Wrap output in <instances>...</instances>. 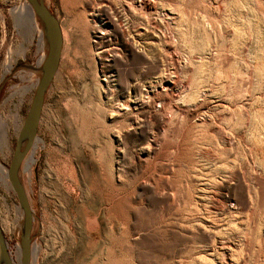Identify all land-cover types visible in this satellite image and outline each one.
<instances>
[{
    "label": "rangeland",
    "instance_id": "1",
    "mask_svg": "<svg viewBox=\"0 0 264 264\" xmlns=\"http://www.w3.org/2000/svg\"><path fill=\"white\" fill-rule=\"evenodd\" d=\"M43 1L62 50L19 168L31 264H264V0ZM27 5L0 0L6 175L47 53ZM23 225L2 176L12 264Z\"/></svg>",
    "mask_w": 264,
    "mask_h": 264
},
{
    "label": "water",
    "instance_id": "2",
    "mask_svg": "<svg viewBox=\"0 0 264 264\" xmlns=\"http://www.w3.org/2000/svg\"><path fill=\"white\" fill-rule=\"evenodd\" d=\"M32 12L43 25V34L47 42V53L42 62V73L37 82L26 116L17 135L16 145L12 153L7 171V178L24 216V225L20 237V262L31 264L32 246L31 233L34 215L28 197L19 178V168L24 157L36 140L45 92L50 85L60 62L62 50V32L59 21L43 0H27ZM3 260V263H1ZM0 264H12L6 241L0 229Z\"/></svg>",
    "mask_w": 264,
    "mask_h": 264
},
{
    "label": "bare ground",
    "instance_id": "3",
    "mask_svg": "<svg viewBox=\"0 0 264 264\" xmlns=\"http://www.w3.org/2000/svg\"><path fill=\"white\" fill-rule=\"evenodd\" d=\"M21 11L22 12H25L26 13V11L27 12H29V14L28 15H30V16H32V19H31V21L32 22H34L35 23V19L33 18V13H32V11H31V8L27 5V7H25V9H21ZM36 24V23H35ZM36 26V25H35ZM61 28V27H60ZM4 134V133H3ZM3 137V136H2ZM25 158V157H24ZM2 176H5V177H7V175H6V169L3 167V166H1L0 165V179H1V177ZM5 184H6V181H5ZM5 184H3V185H5ZM5 187H6V185H5ZM5 203V202H4ZM4 208H5V212H6V223H7V225H8V227L10 228V229H12L13 228V226H14V223H15V221H17V220H15V217H16V214L19 212H15V211H13L12 209H11V207H9L8 205H7V203H5L4 204ZM11 231V230H10ZM16 257H17V259L19 260L20 259V248L18 247V249H17V252H16ZM2 261V263H3V260H1Z\"/></svg>",
    "mask_w": 264,
    "mask_h": 264
}]
</instances>
